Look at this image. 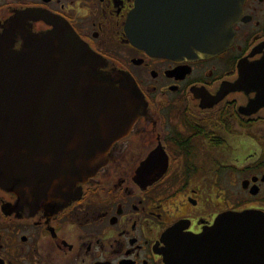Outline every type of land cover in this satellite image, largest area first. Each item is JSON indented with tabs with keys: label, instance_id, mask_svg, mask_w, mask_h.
I'll use <instances>...</instances> for the list:
<instances>
[{
	"label": "flooded vegetation",
	"instance_id": "af4514ba",
	"mask_svg": "<svg viewBox=\"0 0 264 264\" xmlns=\"http://www.w3.org/2000/svg\"><path fill=\"white\" fill-rule=\"evenodd\" d=\"M135 1L0 0V33L18 14L30 16L34 34L62 24L145 102L107 165L65 208L28 207L0 189V264H167L172 230L180 241L225 214L264 219V107L237 89L240 64L264 80V0H240L232 44L196 62L134 48L125 27Z\"/></svg>",
	"mask_w": 264,
	"mask_h": 264
},
{
	"label": "water",
	"instance_id": "95a60500",
	"mask_svg": "<svg viewBox=\"0 0 264 264\" xmlns=\"http://www.w3.org/2000/svg\"><path fill=\"white\" fill-rule=\"evenodd\" d=\"M240 0H136L125 31L148 56L195 62L227 50ZM18 14L0 33V189L22 205L65 208L109 161L145 102L134 82L100 70L93 54L66 26L32 33ZM20 40L21 46L15 49ZM238 66L237 89L264 107V80ZM255 105V104H254ZM167 264H264V219L225 214L211 231L178 241L167 235ZM221 245V246H220Z\"/></svg>",
	"mask_w": 264,
	"mask_h": 264
}]
</instances>
